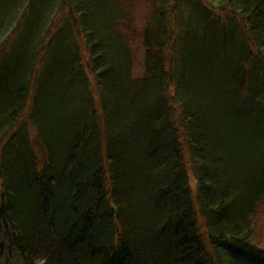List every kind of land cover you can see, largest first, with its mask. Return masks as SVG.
<instances>
[{"label": "trees", "instance_id": "1", "mask_svg": "<svg viewBox=\"0 0 264 264\" xmlns=\"http://www.w3.org/2000/svg\"><path fill=\"white\" fill-rule=\"evenodd\" d=\"M153 2L134 77L122 0H0V264H264V0Z\"/></svg>", "mask_w": 264, "mask_h": 264}, {"label": "rangeland", "instance_id": "2", "mask_svg": "<svg viewBox=\"0 0 264 264\" xmlns=\"http://www.w3.org/2000/svg\"><path fill=\"white\" fill-rule=\"evenodd\" d=\"M154 0H122L125 17H122L121 30L125 43L132 52L133 75L139 77L145 70V47L143 45V30L149 21V15L154 6ZM153 5V6H152ZM29 137L35 139L32 123L29 121ZM3 149H0V159ZM195 185L194 178H191ZM251 244L264 249V196L261 197L252 219V232L248 237Z\"/></svg>", "mask_w": 264, "mask_h": 264}]
</instances>
